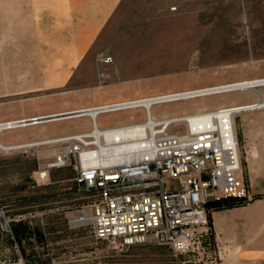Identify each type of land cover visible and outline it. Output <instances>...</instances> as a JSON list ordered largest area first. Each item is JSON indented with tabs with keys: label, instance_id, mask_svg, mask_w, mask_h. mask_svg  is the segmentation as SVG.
<instances>
[{
	"label": "rangeland",
	"instance_id": "rangeland-1",
	"mask_svg": "<svg viewBox=\"0 0 264 264\" xmlns=\"http://www.w3.org/2000/svg\"><path fill=\"white\" fill-rule=\"evenodd\" d=\"M110 36L105 47L90 53L94 58L76 65L69 79L32 80L31 89L23 93L7 88L6 94H0V121L31 112L45 116L82 106L264 78V0H131L111 25ZM107 56L112 57L111 63L100 61ZM68 66L49 65V71L67 73L71 71ZM255 89L264 95V85ZM261 99L256 91L237 89L158 104L152 111L183 116L222 105L250 106ZM248 110L253 134L259 136L264 130V108ZM132 119L144 120V110L104 113L98 123L109 127ZM236 126L242 175L248 181L247 138L238 118ZM90 128L89 117L61 116L4 130L0 138L5 144L20 145ZM259 142L253 138L251 144ZM73 178V170L65 167L50 170L43 181L38 159L19 149L0 148V209L9 216H29L11 223L13 235L0 223V264H210L205 263L206 254L188 251L176 255L166 245L115 248L98 240L90 225H71L70 220L87 200V193H72ZM59 193L62 196L56 199ZM252 199L250 196L245 203ZM19 223L28 226L29 235L17 236L14 227ZM223 257L211 264H237L231 254Z\"/></svg>",
	"mask_w": 264,
	"mask_h": 264
},
{
	"label": "built area",
	"instance_id": "built-area-1",
	"mask_svg": "<svg viewBox=\"0 0 264 264\" xmlns=\"http://www.w3.org/2000/svg\"><path fill=\"white\" fill-rule=\"evenodd\" d=\"M100 61L111 63L113 59L107 56ZM231 84L93 105L69 115L57 113L89 117L91 128L15 149L38 159L43 181L52 169L73 170L72 193H87V200L70 223L90 225L98 240L115 248L150 243L166 245L176 255L188 251L205 254L211 235L209 202L250 198L242 175L238 112L225 105L183 116L156 115L152 109L158 104L237 90L228 89ZM145 99L151 100L150 107L143 104ZM131 109H143L145 119L100 127L99 115ZM91 110L96 111L94 116ZM45 116L50 117L47 121L57 119L55 114ZM45 116L2 121L1 132L40 124ZM28 217L9 216L0 209L2 229L12 235L11 223Z\"/></svg>",
	"mask_w": 264,
	"mask_h": 264
},
{
	"label": "crops",
	"instance_id": "crops-1",
	"mask_svg": "<svg viewBox=\"0 0 264 264\" xmlns=\"http://www.w3.org/2000/svg\"><path fill=\"white\" fill-rule=\"evenodd\" d=\"M130 1L0 0V94H6L7 88L14 93L29 91L32 80L69 79L76 65L94 58L90 53L107 45L111 25ZM49 65H69L71 71H49ZM248 111L238 112L236 120L247 138L245 169L253 199L230 208L210 207L211 235L205 263L223 259V254H231L237 264L264 262V130L259 136L253 134V117ZM253 138L259 139V144L252 145Z\"/></svg>",
	"mask_w": 264,
	"mask_h": 264
},
{
	"label": "bare ground",
	"instance_id": "bare-ground-1",
	"mask_svg": "<svg viewBox=\"0 0 264 264\" xmlns=\"http://www.w3.org/2000/svg\"><path fill=\"white\" fill-rule=\"evenodd\" d=\"M260 85H264V79H259V80H249V81H244V82H236V83H233L231 85H229L227 88L228 89H248V90H252V91H256L261 97V101L256 104H250V106H245V107H240V106H233L235 107L234 109L237 111V112H240V111H246L248 109H255V108H264V95L262 94V92L258 91L257 89H255L257 86H260ZM143 104H145L146 106L150 107L151 106V100L149 99H145L143 100ZM95 110H91L89 111V113H92V115L94 116L95 115ZM1 127V126H0ZM0 135H1V128H0ZM132 136H134L132 134ZM18 145L17 144H14V145H9V144H5L1 141V138H0V148L3 149V150H10V149H15L17 148Z\"/></svg>",
	"mask_w": 264,
	"mask_h": 264
},
{
	"label": "trees",
	"instance_id": "trees-1",
	"mask_svg": "<svg viewBox=\"0 0 264 264\" xmlns=\"http://www.w3.org/2000/svg\"><path fill=\"white\" fill-rule=\"evenodd\" d=\"M245 202H248V199L229 197V198H223L220 200L211 201L209 202L208 205L216 209H223V208H230V207L244 205L246 204ZM14 230L19 238L21 236H26L30 234V232L28 231V226L24 223H19L15 225ZM39 237L41 238L42 236L39 235Z\"/></svg>",
	"mask_w": 264,
	"mask_h": 264
},
{
	"label": "water",
	"instance_id": "water-1",
	"mask_svg": "<svg viewBox=\"0 0 264 264\" xmlns=\"http://www.w3.org/2000/svg\"><path fill=\"white\" fill-rule=\"evenodd\" d=\"M61 114H64V115H69L70 114V112H65V113H61ZM56 116L55 117H61L62 115H60V114H55ZM50 117H47V116H45L44 117V120H47V119H49Z\"/></svg>",
	"mask_w": 264,
	"mask_h": 264
},
{
	"label": "clouds",
	"instance_id": "clouds-1",
	"mask_svg": "<svg viewBox=\"0 0 264 264\" xmlns=\"http://www.w3.org/2000/svg\"><path fill=\"white\" fill-rule=\"evenodd\" d=\"M175 247L179 249V248H181L182 246H181V245H176Z\"/></svg>",
	"mask_w": 264,
	"mask_h": 264
}]
</instances>
